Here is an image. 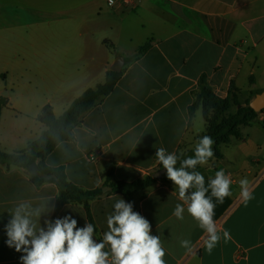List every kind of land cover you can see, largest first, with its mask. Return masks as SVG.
I'll use <instances>...</instances> for the list:
<instances>
[{
  "label": "crops",
  "instance_id": "1",
  "mask_svg": "<svg viewBox=\"0 0 264 264\" xmlns=\"http://www.w3.org/2000/svg\"><path fill=\"white\" fill-rule=\"evenodd\" d=\"M244 37L248 41L236 46ZM145 43L137 58L126 60ZM119 55L124 64L113 89L83 114L73 139L59 142L45 159L86 189L102 186L111 162L114 178L132 181L159 170L157 148L175 153L195 148L206 122L201 109L190 116L188 107L202 73L220 97L233 82L243 105L264 91V0H0V78L8 82V91L0 93L5 98L0 149L26 147L44 129L37 119L44 105L60 115L84 90L103 82ZM20 116L32 124L3 137L2 131L16 126H8L7 118ZM239 131L220 145L217 163L197 170L206 183L221 169L238 174L223 203L213 198L219 214L214 220L229 239H221L211 253L186 205L182 220L173 216L181 203L177 186L157 179L132 193L136 212L150 222L151 234L160 236L166 264H264V108ZM244 178L252 193L246 203L239 186ZM103 192L108 193L89 202L97 241L107 231L115 201H126L111 189ZM56 193L55 183L36 185L27 169L0 162V264H21L22 253L5 243L4 225L22 203L43 210L41 224L64 215L78 227L90 223L80 203L65 204L54 215ZM182 239L191 241V251L181 247Z\"/></svg>",
  "mask_w": 264,
  "mask_h": 264
},
{
  "label": "clouds",
  "instance_id": "2",
  "mask_svg": "<svg viewBox=\"0 0 264 264\" xmlns=\"http://www.w3.org/2000/svg\"><path fill=\"white\" fill-rule=\"evenodd\" d=\"M113 2L109 0V4ZM213 143L210 136H202L195 144L194 155L184 159L183 153L177 155L164 147L155 151L166 177L178 189L181 203L175 205L173 216L182 220L187 206V213L206 234L204 246L209 253L221 239L225 243L229 239L227 230L218 227L214 220L213 198L216 203H223L232 194L231 177L223 169L216 171L207 184L204 175L196 171L197 166L207 164L213 157ZM239 186L240 197L246 203L252 199L249 181L241 179ZM42 211L22 203L4 225L5 243L22 253L21 264H166L160 236L151 234L150 222L123 198L113 204V211L107 216V231L99 241L95 239L93 224L85 222L78 227L71 215L45 218L41 224ZM180 245L191 251L190 240L182 239Z\"/></svg>",
  "mask_w": 264,
  "mask_h": 264
},
{
  "label": "trees",
  "instance_id": "3",
  "mask_svg": "<svg viewBox=\"0 0 264 264\" xmlns=\"http://www.w3.org/2000/svg\"><path fill=\"white\" fill-rule=\"evenodd\" d=\"M148 45V43H145L140 46L138 51L132 57L126 58V60L137 58ZM121 73L122 70L114 71L108 69L103 82L84 90L60 115L54 114L51 105H44L37 116V119L44 124V129L40 134L34 140L30 141L23 149L11 152L0 149L1 163L7 166L13 165L27 169L32 162H36L37 166L42 171L52 175L50 179H45L33 175L28 171L31 180L36 185L45 181L55 183L57 193L54 202V215L65 204L80 203L85 207L90 223L94 225L89 210V202L93 198L108 193L103 192V186H109L111 192L121 193L127 202L133 204V211H136L138 207L132 198V193L134 191L148 189L157 179L173 184L166 177L165 172L158 178L154 177L152 172L132 181L116 179L113 177L114 164L111 162L103 173L102 186L86 189L71 182L66 176L64 167L49 166L45 162L46 156L59 142L73 139V129L76 125H79L83 114L92 109L105 95L110 93ZM248 102L247 100L244 105L241 103L238 99L237 88L233 82H231L228 87L227 95L220 97L214 93L207 75L202 73L199 76L198 86L194 91V100L188 107V113L190 116H193L198 109H201L206 126L204 131L198 136L197 142L202 136H210L214 141L212 145L214 158L221 157L220 145L229 143L234 137H239L240 126L249 125L256 117L257 111L249 106ZM4 104L5 98L2 97V99H0V112ZM181 153H183L181 159L193 156L194 148L183 152L176 151L177 155ZM177 167H179V163ZM160 168H162L161 164H159L158 169ZM198 169L199 166H197L196 171ZM144 194L145 191H143L141 196ZM218 215L219 214L215 212L214 218L218 217Z\"/></svg>",
  "mask_w": 264,
  "mask_h": 264
},
{
  "label": "water",
  "instance_id": "4",
  "mask_svg": "<svg viewBox=\"0 0 264 264\" xmlns=\"http://www.w3.org/2000/svg\"><path fill=\"white\" fill-rule=\"evenodd\" d=\"M124 64V57L123 56H117L112 64L110 65V69L114 71H120L122 66ZM249 106H251L255 111H259L264 108V91L258 93L249 103ZM27 170L38 177H42L45 179H50L52 177L51 174L45 173L42 171L36 164V162H32ZM165 172V169L162 167L159 170L152 173V175L156 178L160 177ZM107 189H110L109 186H103L102 190L106 191Z\"/></svg>",
  "mask_w": 264,
  "mask_h": 264
},
{
  "label": "rangeland",
  "instance_id": "5",
  "mask_svg": "<svg viewBox=\"0 0 264 264\" xmlns=\"http://www.w3.org/2000/svg\"><path fill=\"white\" fill-rule=\"evenodd\" d=\"M104 80H105V78L102 81H104ZM255 81L257 82V87L260 88L261 83H262V76L260 75L259 72L257 73V77H256ZM7 89H8V82L6 84L0 78V93L5 94V91H8ZM23 117L24 116H20L17 120H11L10 118H7L6 122L8 123V126H10V127H12L14 125H16V126H14L10 131H7V132L2 131L3 137H12L15 134H17L20 130H22L24 127H28L29 125L32 124V120L29 117H26L24 119H23ZM17 122H18V124H16ZM209 161L217 163L218 160L216 158L212 157ZM227 172L232 174L234 176V178L238 179V174L235 173V169H228Z\"/></svg>",
  "mask_w": 264,
  "mask_h": 264
},
{
  "label": "built area",
  "instance_id": "6",
  "mask_svg": "<svg viewBox=\"0 0 264 264\" xmlns=\"http://www.w3.org/2000/svg\"><path fill=\"white\" fill-rule=\"evenodd\" d=\"M125 1L128 2V3H131V2H132V0H125ZM246 41H248V38H247V37H244V38H242L241 40H239V41L236 43V46L240 47V46H242V44H243L244 42H246ZM227 175H229V176L231 177V180L234 179V176H233L232 174H230L229 172L227 173Z\"/></svg>",
  "mask_w": 264,
  "mask_h": 264
}]
</instances>
